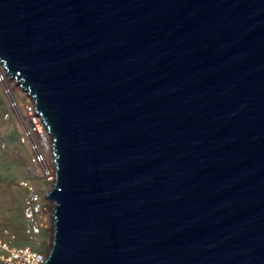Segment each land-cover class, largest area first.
<instances>
[{"label":"water","instance_id":"obj_1","mask_svg":"<svg viewBox=\"0 0 264 264\" xmlns=\"http://www.w3.org/2000/svg\"><path fill=\"white\" fill-rule=\"evenodd\" d=\"M0 63L52 140L43 264H264V0H0Z\"/></svg>","mask_w":264,"mask_h":264},{"label":"rangeland","instance_id":"obj_2","mask_svg":"<svg viewBox=\"0 0 264 264\" xmlns=\"http://www.w3.org/2000/svg\"><path fill=\"white\" fill-rule=\"evenodd\" d=\"M7 93L0 84V239L11 235L14 236L13 245L30 246L47 254L51 233L41 225L39 236L36 240H31L27 233L28 222L24 207L26 199L33 191L42 206L41 224L45 215L50 220L49 203L44 190L46 187L33 188L30 185L31 181L39 180L40 165L35 161L34 152L30 150L28 133L17 123L16 119L19 117L16 101H11ZM32 105L28 110L32 111Z\"/></svg>","mask_w":264,"mask_h":264},{"label":"bare ground","instance_id":"obj_3","mask_svg":"<svg viewBox=\"0 0 264 264\" xmlns=\"http://www.w3.org/2000/svg\"><path fill=\"white\" fill-rule=\"evenodd\" d=\"M0 84L7 90V94L11 101H16V110L18 112L17 123L21 129H24L28 133L27 140L30 143V150L35 154V161L40 165L39 171V180L31 181L30 185L32 187H46L44 188L45 192L48 193L50 188H52L54 183V173H55V163L54 155L52 149V140L49 136V133L40 119L39 115L34 110L33 99L27 94V92L15 81V79L10 78L6 74L4 67L0 63ZM2 78V79H1ZM13 84L11 85V83ZM17 97L22 99L18 100ZM31 102L32 104H29ZM32 105V111L28 110L29 106ZM28 110V112H27ZM25 135V134H24ZM39 157V158H38ZM38 178V177H37ZM47 197V195H46ZM46 199V198H45ZM49 203V210L51 214V219L48 220L43 217L42 227L47 229L51 233V243L53 239V206L54 203L52 200L47 198ZM39 202V200H38ZM40 203V202H39ZM41 207V206H40ZM42 209H40L41 211ZM45 210V209H44ZM45 212V211H43ZM42 212H40L41 214ZM43 214V213H42ZM50 216V215H49ZM42 217V216H41ZM48 217V216H47ZM37 239V238H36ZM39 240V239H38ZM50 243V245H51ZM50 248V247H49ZM48 248V249H49ZM49 251V250H48ZM47 254L45 253V256Z\"/></svg>","mask_w":264,"mask_h":264},{"label":"built area","instance_id":"obj_4","mask_svg":"<svg viewBox=\"0 0 264 264\" xmlns=\"http://www.w3.org/2000/svg\"><path fill=\"white\" fill-rule=\"evenodd\" d=\"M41 204L38 196L32 191L25 202L27 233L31 240H36L41 232ZM14 236L0 239V264H43L46 256L30 246L13 245Z\"/></svg>","mask_w":264,"mask_h":264}]
</instances>
